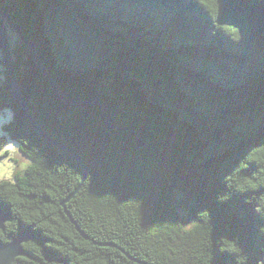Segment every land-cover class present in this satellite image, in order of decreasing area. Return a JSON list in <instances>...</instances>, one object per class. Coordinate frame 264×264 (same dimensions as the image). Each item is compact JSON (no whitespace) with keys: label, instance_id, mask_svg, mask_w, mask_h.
Here are the masks:
<instances>
[{"label":"trees","instance_id":"trees-1","mask_svg":"<svg viewBox=\"0 0 264 264\" xmlns=\"http://www.w3.org/2000/svg\"><path fill=\"white\" fill-rule=\"evenodd\" d=\"M0 9L62 98L88 105L62 101L15 46L16 79L45 137L5 70L0 112L12 121L2 131L31 161L0 181L10 217L0 241L28 237L13 264H264V0Z\"/></svg>","mask_w":264,"mask_h":264},{"label":"water","instance_id":"water-1","mask_svg":"<svg viewBox=\"0 0 264 264\" xmlns=\"http://www.w3.org/2000/svg\"><path fill=\"white\" fill-rule=\"evenodd\" d=\"M3 15L7 21L14 27L18 35L21 37V42L25 44L33 58L36 60L39 70L50 80L52 83L56 93L58 94L59 98L64 101L67 105L76 107V108H83L87 107L88 105H80L72 102H68L65 99L62 98L61 90L58 88L57 84L53 82V80L50 78V71L46 70L42 67L40 63V58L37 53V48L34 43H30L27 41V39L24 37L22 31L20 28L14 23V21L6 15L2 10L0 9V52L3 58V68L6 70V75H7V81L10 85L11 92L13 94V97L16 101V103L19 105L20 108L24 111L25 115L27 118L31 121V123L35 126L37 131L44 136L43 132L41 129L38 127V125L35 123L34 119L31 117L29 114L26 103L24 101L21 89L18 85L17 79H16V66H15V60L13 56V50L11 46V41H10V36L8 33V27L4 19H2ZM101 113L104 116V110L101 107ZM45 137V136H44ZM67 150V149H65ZM70 152V151H69ZM80 163L82 170H83V175L84 179L87 177V167L84 161L80 160L78 157L74 155V153L70 152ZM65 206V203L63 204ZM10 220V217L7 212L3 209V207L0 205V231H3L5 229V224ZM28 240L27 235L15 239L13 242L10 244H4L3 242L0 241V264H13L16 258L25 255V252L23 250V244Z\"/></svg>","mask_w":264,"mask_h":264},{"label":"rangeland","instance_id":"rangeland-1","mask_svg":"<svg viewBox=\"0 0 264 264\" xmlns=\"http://www.w3.org/2000/svg\"><path fill=\"white\" fill-rule=\"evenodd\" d=\"M1 16L7 24L13 50L16 45L22 43L21 37L7 19L3 15ZM2 64L3 58L0 52V84L4 82L5 78V69ZM11 121L12 113L10 110L0 112V181H13L17 174L22 173L31 165V161L22 154L18 145L12 142L2 131L3 126ZM193 225V222L188 220V227L191 228Z\"/></svg>","mask_w":264,"mask_h":264},{"label":"crops","instance_id":"crops-1","mask_svg":"<svg viewBox=\"0 0 264 264\" xmlns=\"http://www.w3.org/2000/svg\"><path fill=\"white\" fill-rule=\"evenodd\" d=\"M4 142H5V139H4Z\"/></svg>","mask_w":264,"mask_h":264}]
</instances>
